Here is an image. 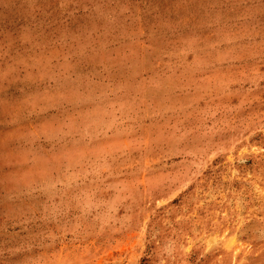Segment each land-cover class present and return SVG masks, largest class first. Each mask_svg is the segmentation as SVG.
I'll list each match as a JSON object with an SVG mask.
<instances>
[{
	"label": "rangeland",
	"instance_id": "rangeland-1",
	"mask_svg": "<svg viewBox=\"0 0 264 264\" xmlns=\"http://www.w3.org/2000/svg\"><path fill=\"white\" fill-rule=\"evenodd\" d=\"M0 264H264V0H0Z\"/></svg>",
	"mask_w": 264,
	"mask_h": 264
}]
</instances>
